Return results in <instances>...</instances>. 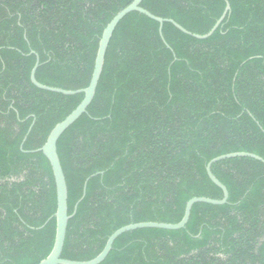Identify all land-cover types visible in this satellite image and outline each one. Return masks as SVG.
<instances>
[{
    "label": "trees",
    "instance_id": "trees-1",
    "mask_svg": "<svg viewBox=\"0 0 264 264\" xmlns=\"http://www.w3.org/2000/svg\"><path fill=\"white\" fill-rule=\"evenodd\" d=\"M134 0H0V264H39L52 250L56 188L40 150L88 87L102 33ZM171 24L127 15L110 39L95 97L59 139L68 191L61 258L87 262L117 230L178 224L193 198L221 200L206 165L232 153L264 160V0H143ZM29 129V135L21 149ZM228 202L193 206L179 231L123 234L101 264H264V165L212 167Z\"/></svg>",
    "mask_w": 264,
    "mask_h": 264
},
{
    "label": "water",
    "instance_id": "water-1",
    "mask_svg": "<svg viewBox=\"0 0 264 264\" xmlns=\"http://www.w3.org/2000/svg\"><path fill=\"white\" fill-rule=\"evenodd\" d=\"M142 1L143 0H134L130 5H128L126 8L122 9L119 13H117L113 17V19L109 22V24L106 26V28L104 29L102 36L100 38L99 44H98V49H97L96 58L94 62V68H93L92 76H91V79H90V82L87 88L78 90V91H65V90L51 88V87H47V86L39 84L36 81V77H35L36 71L39 67L38 57L36 58L34 67L31 70L30 82L35 88L41 91L54 93V94H60L63 96H74V95H79V94L83 95V100L78 105V107L69 116H67L62 122L57 124L52 129L43 147L40 150L36 151L37 153L38 152L42 153L43 156L47 159L51 167V171H52V175H53L54 183H55V188H56V212L54 214V219L56 223V231H55L54 244H53L52 250L49 253V255L44 260H42L39 264H101L108 257L115 241L125 233L137 231V230H144V229H156V230L171 231V232L182 230L186 227L190 219V214H191V211L194 205L206 204L210 206L220 207V206L226 205L228 202V197H229L228 191L213 175L212 173L213 165L219 162L226 161V160L238 159V158L252 159L264 165V160L262 158L256 155H253V154H249V153H232V154H227V155L217 157L211 160L206 165L205 171H206V175L208 179L210 180V182L215 187L221 190L222 192L221 200H212L208 198L191 199L190 201L186 203L185 208H184L183 217L178 224L171 225V224H163V223H140V224H134V225L123 227L117 230L116 232H114L107 239L103 250L93 260H90L87 262H74V261L64 260L61 258L68 222L75 215L76 209L79 203L82 202V200L85 197L86 186H87L89 179H87L84 183L82 197L78 201V203L75 205L73 215L69 216L68 206H67L68 191H67L65 177H64L61 164H60V160L58 157V153H57V143L59 139L62 137V135L74 123H76L80 119V117H82L83 115L87 113V109L91 105L95 97L96 89H97V86H98V83H99V80L102 74L103 66H104L105 54H106L110 39L112 37V34L114 30L116 29L117 25L127 15L131 13H137V14L143 15L146 18L158 23L159 35L164 44L165 42L162 37V28H163V25L166 23L171 24L175 29H177L179 32H181L182 34L186 36H189L198 41H205L209 39L216 32V30L220 27V25L223 23L225 18L230 14V5L228 4V2H225V9L221 17L216 21L215 25L212 27V29L207 34L200 36V35L189 33L188 31L180 27L178 24H176L172 20H165V19H161V18L153 16L152 14H150L149 12L141 8ZM30 131L31 129H29L26 137L24 138L23 143L21 145V149Z\"/></svg>",
    "mask_w": 264,
    "mask_h": 264
}]
</instances>
